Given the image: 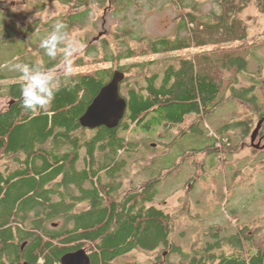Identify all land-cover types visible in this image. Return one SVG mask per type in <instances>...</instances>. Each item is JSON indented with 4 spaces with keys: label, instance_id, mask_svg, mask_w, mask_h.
Here are the masks:
<instances>
[{
    "label": "trees",
    "instance_id": "obj_1",
    "mask_svg": "<svg viewBox=\"0 0 264 264\" xmlns=\"http://www.w3.org/2000/svg\"><path fill=\"white\" fill-rule=\"evenodd\" d=\"M34 1L42 4L32 8V12H38L53 0ZM59 1L74 9L60 16L66 31H71L86 23L93 4H116L123 9L138 0ZM249 1L217 0L220 11L208 13L190 5L189 10H183L173 36H136L126 27L115 29L109 38L91 41L87 55L110 66L73 74L68 86H62L44 110L22 108L19 84L8 89L14 101L0 110V264H59L65 253L79 248L89 252L90 264H116L118 257L135 249L153 252L170 247L178 214L153 204L157 183L164 174L123 189L120 176L127 166L123 155L135 150L129 135L160 125L170 129L189 114L203 119L229 100L243 103L256 99L253 86L236 88L238 75L247 69V60L236 48L229 47L247 37L241 15ZM261 6L264 14V4ZM41 33L29 32L30 48L33 37L41 41ZM207 46L222 49L180 58L167 65L161 75L145 76L144 85L127 83L126 74L134 66L142 70L144 64H121L123 61ZM32 48L40 49L39 45ZM18 51L21 53L20 46ZM113 66L125 72L121 83L126 85L120 89L127 103L124 118L112 129L83 128L79 117L110 80ZM61 80L63 83L64 78ZM258 112V116L264 115V107ZM252 122L246 121L242 139L252 130ZM185 131L180 130L179 136ZM219 133L223 136L221 129ZM242 142L213 143L202 150L233 153L242 149ZM58 176V187L66 190L53 198L50 183ZM83 203L86 208L76 210ZM57 220L59 224L54 226ZM262 229L264 224L253 228L254 235L244 227L229 236L214 231L213 240L202 239L201 245H194L186 253L171 243V252L181 253L180 259L171 264H264Z\"/></svg>",
    "mask_w": 264,
    "mask_h": 264
},
{
    "label": "rangeland",
    "instance_id": "obj_2",
    "mask_svg": "<svg viewBox=\"0 0 264 264\" xmlns=\"http://www.w3.org/2000/svg\"><path fill=\"white\" fill-rule=\"evenodd\" d=\"M259 1L262 2L260 5ZM181 2L187 7L197 6L198 11L203 13L220 11L217 0H138L135 4L129 3L124 10L116 4H93L91 16L86 23L66 31L69 38L77 39L79 48L71 58L72 73H88L110 66L109 63L96 61L92 54L87 55V49L91 41L98 42L103 37L109 38V33L115 29L130 27L134 30V35L151 38L173 36L183 10L190 9L183 7ZM263 4L264 0L248 2L241 15L246 23L247 37L244 41L229 44V47L236 48L247 60V69L238 75L236 88L253 86L252 92L256 99L243 103L229 100L203 119H197L196 114H189L184 122L177 123L170 129L160 125L155 130L147 131L142 128L129 135L135 144V150L123 155L127 161V166L120 176L123 189L164 174L157 183L158 194L153 204L165 212L178 214L171 243L181 248L182 253L188 252L194 245H201L202 239L213 240L211 234L214 231L221 236H229L244 227L248 228L249 234L254 235L253 228L264 224V147L254 151L250 141L251 133L260 118L259 107H264V14L261 12ZM39 5L42 4L34 0H19V3L14 5L0 4V8L6 10L9 7L8 16L12 19L10 32L20 30L27 35L28 42L31 43V33L28 35L30 31L43 32L38 35L43 38L51 31L52 25L61 19V15L74 10L69 5L53 0L45 3L42 11L32 12V8H38ZM13 6L18 10L13 11ZM2 15L0 11V110L8 106L9 95L6 94L5 88L11 81L1 79L2 74L9 71L3 65L6 61L19 58V46L22 45L21 49H24L22 40L17 42L5 39ZM100 33L102 35L99 36ZM32 40H35L33 45L37 47L40 41H37L36 37ZM28 47L30 48V45ZM213 49L220 50L222 47L207 46L162 52L123 61L121 64H144L142 70L140 66H134L132 71L126 74L128 84L144 85L145 76L152 73L161 75L164 68L176 60ZM35 50L39 55L38 60L43 61L41 56L45 60L48 59L42 49ZM35 50L33 53L28 50L29 54L21 56L24 60H31L32 56H35ZM57 58L59 65L55 69L63 61L62 56ZM115 70L118 69L114 67ZM60 74L63 73L60 71ZM125 85V82L120 83V89ZM248 119L253 120L252 130L250 129L242 139ZM220 129L223 136H219ZM180 130H186L185 134L179 136ZM222 142H231L233 145L242 142V149L233 153H207L202 150L213 143L221 146ZM258 142L261 146L264 145L261 140L255 141V144ZM57 224L59 220L54 226ZM262 231L264 232V229ZM171 243L170 247H160L153 252L132 250L118 257L115 263H175L180 259L181 253L171 252Z\"/></svg>",
    "mask_w": 264,
    "mask_h": 264
},
{
    "label": "clouds",
    "instance_id": "obj_3",
    "mask_svg": "<svg viewBox=\"0 0 264 264\" xmlns=\"http://www.w3.org/2000/svg\"><path fill=\"white\" fill-rule=\"evenodd\" d=\"M19 0H0V4L14 5ZM17 11L16 7H12ZM77 39L69 38L66 32L64 22L57 20L51 28V31L41 39L40 49L51 60L58 56L63 57L59 66V71L63 73V83L57 75V69L46 67L41 60L29 64L19 62V58H13L6 61L3 65L9 71L19 74L20 103L23 109L27 111H37L46 109L53 101L55 94L61 87H67V81L72 77L71 58L74 53L79 51Z\"/></svg>",
    "mask_w": 264,
    "mask_h": 264
},
{
    "label": "water",
    "instance_id": "obj_4",
    "mask_svg": "<svg viewBox=\"0 0 264 264\" xmlns=\"http://www.w3.org/2000/svg\"><path fill=\"white\" fill-rule=\"evenodd\" d=\"M102 35L101 33L99 36ZM98 38V37H97ZM95 38V39H97ZM124 73L120 70H115L110 80L104 84L90 104L87 106L83 114L79 117V123L87 129H95L99 126H105L109 129L116 128L124 118L127 103L125 98L120 93V83L124 78ZM262 120L258 121L255 129L251 134V143L255 148H263L254 140L261 127ZM14 264V263H11ZM23 264H45L43 262ZM59 264H90V257L84 249H79L74 252L64 254Z\"/></svg>",
    "mask_w": 264,
    "mask_h": 264
},
{
    "label": "flooded vegetation",
    "instance_id": "obj_5",
    "mask_svg": "<svg viewBox=\"0 0 264 264\" xmlns=\"http://www.w3.org/2000/svg\"><path fill=\"white\" fill-rule=\"evenodd\" d=\"M58 2H60L59 0H58ZM3 8V7H2ZM0 8V11H1V13L3 14L2 15V19H1V23L4 25V29H5V36H6V40H17V42H19L20 40H22L23 42H24V44H23V50L21 49V47H22V45H21V47H20V49H21V53H19L20 54V56H19V62H24V63H29V64H32V63H35L37 60H38V58H39V55H38V53H37V50H35V52H34V55L35 56H32V59L31 60H28V59H26V60H24L23 59V56L24 55H26V54H29V52H28V50L30 51V50H33V48H32V46H31V48H29L28 47V45H30V43L28 42L29 40H28V38H27V35L26 34H24V33H22V32H20V30L19 31H12V32H10V30H9V28L10 27H12V19L8 16V13H9V7L7 8V10L5 9V8ZM17 38H19V39H17ZM32 43L34 44V42L32 41ZM26 48V49H25ZM26 53V54H25ZM31 53H33V51H31ZM21 55H23V56H21ZM41 58L43 59V64L46 66V67H48V68H52V69H55V67H57L58 65H59V60H58V58H56L55 60H51L50 58H48V59H44V57L43 56H41ZM57 74H58V76L60 77V82H62V78H64L63 77V74H60V71H59V67L57 68ZM2 80H6V81H9V80H11V81H9L7 84H6V88H5V90H6V94L8 93V89H10L11 87H13V86H16L17 84H19V74L18 73H16L15 72V74H14V76H12V74H10L9 72H4V74H2ZM14 78H16V80H12V79H14ZM9 94V103H8V106L14 101V98H12V97H10V93H8ZM7 94V95H8ZM259 107V106H258ZM259 108H261V106L259 107ZM260 120H262V124H261V127H260V129H259V131H258V134H257V136H256V138H255V140H254V143H255V141L257 142L258 140H261V143H264V115H261L260 116V118L257 120V123H258V121H260ZM260 143V142H259ZM78 165L80 166V167H82V161H80L79 163H78ZM61 181V178H60V176H58V177H56V178H54L52 181H51V183H50V186L53 188V190H54V193H53V198H56V197H58V195L60 194V193H63V192H65V188L63 189L61 186L60 187H58V183ZM54 184H56V186L54 185ZM53 185V186H52ZM86 204L85 203H83V204H80V205H78L77 207H76V210H78L79 209V207L80 208H86Z\"/></svg>",
    "mask_w": 264,
    "mask_h": 264
},
{
    "label": "bare ground",
    "instance_id": "obj_6",
    "mask_svg": "<svg viewBox=\"0 0 264 264\" xmlns=\"http://www.w3.org/2000/svg\"><path fill=\"white\" fill-rule=\"evenodd\" d=\"M125 73V72H124ZM124 77H125V75H124ZM124 79V78H123ZM123 81V80H122ZM121 81V82H122ZM106 84V83H105ZM84 128V127H83ZM253 132V131H252ZM250 141H251V137H250ZM252 144V143H251ZM254 147V146H253ZM255 148V147H254ZM258 149V148H257ZM79 249H84V248H79ZM79 249H77V250H79ZM77 250H74V251H77ZM85 250V252H86V254H88L89 252H87L86 251V249H84ZM74 251H70V252H74ZM68 253V252H67ZM66 254V253H65ZM89 255V254H88ZM61 259V258H60ZM11 263H14V264H16L15 262H11ZM11 263H9V264H11Z\"/></svg>",
    "mask_w": 264,
    "mask_h": 264
}]
</instances>
